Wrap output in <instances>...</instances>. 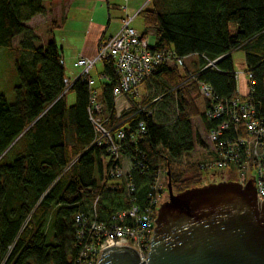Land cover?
Wrapping results in <instances>:
<instances>
[{
    "label": "trees",
    "instance_id": "obj_1",
    "mask_svg": "<svg viewBox=\"0 0 264 264\" xmlns=\"http://www.w3.org/2000/svg\"><path fill=\"white\" fill-rule=\"evenodd\" d=\"M45 1L0 0V50L14 51L18 78L14 102L0 93V264H75L74 216L89 215L95 203L99 220L107 221L129 206L125 181L105 180L110 161L105 147L93 141L87 82L77 79L61 94L66 75L54 31L62 17L25 24L44 12ZM137 15L144 35H155L154 50L221 57L219 71L200 76L219 97L237 96L231 55L243 51L253 81L251 97L264 120V0H149ZM102 62L106 78L95 87L107 127L124 133L122 154L132 161L135 203L145 201L150 173L157 169L164 173V189L170 178L174 193L205 185L211 170L199 161L176 167L196 143L202 144L192 119L199 117L206 129L212 125L196 86L180 85L187 67L159 66L142 82L146 88L152 80L158 91L150 95L145 89L139 99L130 95V108L116 117L112 89L119 78L111 58ZM193 63L197 70L204 61ZM69 92L75 96L70 105ZM139 123L143 133H138Z\"/></svg>",
    "mask_w": 264,
    "mask_h": 264
},
{
    "label": "built area",
    "instance_id": "obj_2",
    "mask_svg": "<svg viewBox=\"0 0 264 264\" xmlns=\"http://www.w3.org/2000/svg\"><path fill=\"white\" fill-rule=\"evenodd\" d=\"M138 11L133 15H126L120 28L99 42L93 57L79 56L72 62V66L78 69L73 79L66 76L63 78L61 94L68 92L77 79L87 82V114L94 132L93 141L105 147L107 159L110 161L105 180L112 182L123 179L129 204L126 209L112 213L107 221L99 220L95 203L89 215L77 213L74 216V242L77 247L75 264H98L101 252L113 246L130 247L138 252L139 262L146 261L163 192L159 181L162 170L157 169L150 173V187L145 201L141 205L135 203V185L131 179V167L129 168L132 161H128L126 169L121 161L122 148L125 146L124 133L120 130L113 132L106 127L102 116V103L98 99V91L90 74L93 66L106 58L112 59L114 71L119 78L118 85L112 89L111 111L116 117L130 108L129 96L137 94V87L148 80L159 66H186L188 72L180 85L196 86L199 96L207 102L205 118L212 123L208 129L203 126L207 134L208 148L204 149L206 157L198 162L199 166L208 170H222L226 173L223 180L235 181L242 186L253 175L256 200L261 202L264 198V120L259 117L257 103L251 97V74L246 73L247 92L244 95L237 89L238 94L235 97H219L200 76L206 70L219 71L217 63L221 57L210 59L205 54L198 53L179 57L173 51L154 50L149 45L147 35L131 25ZM198 59H202L204 63L197 70H193L191 64ZM60 64L65 65L63 58L60 59ZM101 78L106 76L102 75ZM234 78L238 80V72L234 73ZM160 96L162 95L154 100ZM144 130V125L139 123L138 133H143ZM137 166L143 168L140 163Z\"/></svg>",
    "mask_w": 264,
    "mask_h": 264
},
{
    "label": "water",
    "instance_id": "obj_3",
    "mask_svg": "<svg viewBox=\"0 0 264 264\" xmlns=\"http://www.w3.org/2000/svg\"><path fill=\"white\" fill-rule=\"evenodd\" d=\"M167 193L146 261L130 247L113 246L98 264H264V198L256 200L253 175L244 186L228 180L178 193L169 178Z\"/></svg>",
    "mask_w": 264,
    "mask_h": 264
},
{
    "label": "crops",
    "instance_id": "obj_4",
    "mask_svg": "<svg viewBox=\"0 0 264 264\" xmlns=\"http://www.w3.org/2000/svg\"><path fill=\"white\" fill-rule=\"evenodd\" d=\"M145 1L48 0L44 2V12L30 19L32 20L30 26L50 17H62V25L55 29L54 38L65 62L64 70L67 69L66 67L71 69L70 73L65 75L72 77L78 72V69L75 70L72 66V62L79 56L93 57L100 40L113 35L120 28L122 19L145 6ZM99 63L102 64L98 72L100 77L103 71V62ZM71 67L75 71H72ZM93 78L97 83L99 79Z\"/></svg>",
    "mask_w": 264,
    "mask_h": 264
},
{
    "label": "rangeland",
    "instance_id": "obj_5",
    "mask_svg": "<svg viewBox=\"0 0 264 264\" xmlns=\"http://www.w3.org/2000/svg\"><path fill=\"white\" fill-rule=\"evenodd\" d=\"M148 1L149 0L145 1L146 5H147ZM140 8H142V7H140ZM25 24L27 26H30L32 24V20L27 21ZM131 25L135 29H137L141 32L144 29L142 19L138 15L132 21ZM142 34H144V33L142 32ZM147 37H148L149 45L152 46V48H153L154 43H155V35L150 31V32H148ZM20 38H21V36H17L14 39V42L18 41ZM103 39H105V38H103ZM231 58H232V64H233L234 71L239 73V78L237 80V89L240 92V94L244 95L247 92V88H246L247 76H246V64L244 61V53L241 50H235L232 52ZM14 60H15V56H14L13 50H8V49H1L0 50V93H2L5 96V98L7 99V101L9 103L14 102L15 97H14L12 87L18 82ZM99 62H102V61H99ZM99 62L96 63L97 65L92 69V72H91L92 76L95 77V79H101V76H102L101 75L99 77V75H98V72H99L101 65H102ZM66 68L67 69L65 70V74L70 73L71 69L68 67H66ZM75 70H77V69L75 68ZM75 70L72 68V71H75ZM66 77H68V75H66ZM73 77H74V75L72 77H68V78L73 79ZM94 86H96L95 80H94ZM145 89H147L146 92L150 93V95H152V93H154V92L156 93L158 91L157 86L155 85V83L152 80H150V85H147L146 88H145V84L142 83L137 87V95H136L137 99H139L140 96H142V94H144ZM74 100H75L74 93L73 92L67 93V95H66L67 104L68 105L73 104ZM200 100H202V98H200ZM105 125H106V118H105ZM192 125H193L194 131L198 134L199 138L201 139L202 144L196 143L193 150L189 154V156L185 155L180 160H178V162L176 164V167H178V168H182V166H184L186 164V162H189V163H191L193 161L198 162L201 159H204L206 157V153H205L204 149L208 148V147H206L207 146V144H206L207 134L203 128V125H202L200 118L199 117L193 118L192 119ZM106 127H107V125H106ZM126 157L127 156H125V155H122V157H121L122 165H123V168H125V169L128 166V161H127ZM225 174L226 173H224V171H222V170L213 169V170L209 171V176H210L209 180L205 179V180H203V182H205V183H217L220 181H225V180H223L225 177ZM159 181H160V184L163 186V192H162V196H161V200H160L162 202L168 198L167 188L164 189V173H163V171L161 172V179ZM160 203H159V205H160Z\"/></svg>",
    "mask_w": 264,
    "mask_h": 264
}]
</instances>
